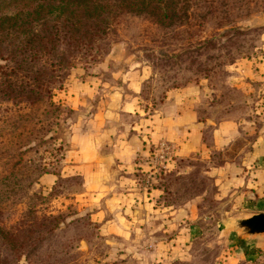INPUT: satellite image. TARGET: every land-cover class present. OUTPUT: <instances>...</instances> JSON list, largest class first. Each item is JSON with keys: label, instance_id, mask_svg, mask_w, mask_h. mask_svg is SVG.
Returning <instances> with one entry per match:
<instances>
[{"label": "rangeland", "instance_id": "374dc122", "mask_svg": "<svg viewBox=\"0 0 264 264\" xmlns=\"http://www.w3.org/2000/svg\"><path fill=\"white\" fill-rule=\"evenodd\" d=\"M258 62H264V0H160L151 9L120 13L89 51L71 56L59 45L48 57L23 61L6 85L0 76V178H8L0 186V226L12 232L0 237V264H264V240L238 239L225 225L257 210L222 196L205 172L208 161L181 159L177 172L152 174L151 183L162 186L154 209L186 203V212L172 223L151 215L150 230L125 238L89 221L80 177L62 172L70 125L90 114L91 100L105 87L101 82L118 87V73L139 69L146 102L140 103L151 107L168 90L195 82L237 99L228 75L243 64L262 74ZM13 66L0 60L1 70ZM81 78L97 89L74 109L75 102L62 101L58 92ZM189 223L193 231L183 238Z\"/></svg>", "mask_w": 264, "mask_h": 264}, {"label": "crops", "instance_id": "0c3cea01", "mask_svg": "<svg viewBox=\"0 0 264 264\" xmlns=\"http://www.w3.org/2000/svg\"><path fill=\"white\" fill-rule=\"evenodd\" d=\"M261 65L264 62L256 64L264 70ZM116 76L122 86L107 89L108 84L101 82L105 87L91 100L90 114L70 125L72 145L62 169L65 175L80 177L79 198L94 226L115 237H138V231L150 230L151 215L159 214L170 223L182 218L186 203L154 209L162 193L155 179L148 188L136 186L148 167H138L133 158L145 155L159 140L170 144L172 158L154 173L177 172L176 161L181 159L208 161L205 172L214 178L222 196L234 206L264 212V116L258 114H264V71L260 74L243 64L228 75L227 84L239 91L237 99L227 93L215 95L211 87L195 82L168 90L164 101L152 107L140 103L144 101L139 69L129 68ZM66 87L58 96L75 102L70 104L74 109L97 89L85 78ZM133 207L139 208L137 215ZM140 222L146 223L142 229ZM192 231L191 223L187 224L182 237Z\"/></svg>", "mask_w": 264, "mask_h": 264}, {"label": "trees", "instance_id": "16d2710c", "mask_svg": "<svg viewBox=\"0 0 264 264\" xmlns=\"http://www.w3.org/2000/svg\"><path fill=\"white\" fill-rule=\"evenodd\" d=\"M159 1L0 0V60L15 64L8 71L0 68L2 83L6 85L23 69V61L48 57L59 45L71 56L91 50L120 13L151 9ZM34 86L48 92L42 83ZM6 179L0 178V186L6 184ZM6 192L7 189L2 191ZM10 235L11 231L0 226V237L11 238Z\"/></svg>", "mask_w": 264, "mask_h": 264}, {"label": "water", "instance_id": "95a60500", "mask_svg": "<svg viewBox=\"0 0 264 264\" xmlns=\"http://www.w3.org/2000/svg\"><path fill=\"white\" fill-rule=\"evenodd\" d=\"M229 232L242 240H264V212H249L225 221Z\"/></svg>", "mask_w": 264, "mask_h": 264}, {"label": "built area", "instance_id": "2783aa9c", "mask_svg": "<svg viewBox=\"0 0 264 264\" xmlns=\"http://www.w3.org/2000/svg\"><path fill=\"white\" fill-rule=\"evenodd\" d=\"M171 158L172 148L168 142L163 140L157 141L145 155H137L134 164L138 167L145 164L148 167L147 170L143 171L144 175L141 179L140 187L142 189L148 188L151 184V175L154 173V169L163 167Z\"/></svg>", "mask_w": 264, "mask_h": 264}]
</instances>
